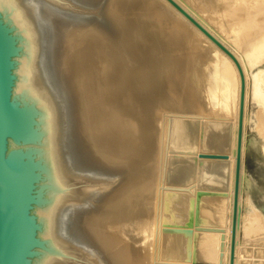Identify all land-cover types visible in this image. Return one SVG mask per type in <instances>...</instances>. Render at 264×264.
<instances>
[{"label":"bare ground","instance_id":"6f19581e","mask_svg":"<svg viewBox=\"0 0 264 264\" xmlns=\"http://www.w3.org/2000/svg\"><path fill=\"white\" fill-rule=\"evenodd\" d=\"M175 1L237 56L246 75L235 264H248L254 252L242 245L264 241V186L244 164L251 145L264 166V26L256 29L264 0ZM25 2L18 0L40 59ZM35 4L49 18L52 65L69 103L62 124L43 76L57 133L52 264H196L198 254L229 264L240 92L233 61L166 0ZM86 5L97 7L89 21L64 20L56 9ZM251 92L260 104L251 129L260 138L248 140ZM200 152L228 158L200 159Z\"/></svg>","mask_w":264,"mask_h":264},{"label":"water","instance_id":"95a60500","mask_svg":"<svg viewBox=\"0 0 264 264\" xmlns=\"http://www.w3.org/2000/svg\"><path fill=\"white\" fill-rule=\"evenodd\" d=\"M166 1L227 55L239 73L240 92L229 255V264H235L246 75L239 59L226 45L178 2ZM28 2L37 3L39 0H26L25 3ZM79 4L76 2V5ZM92 7L96 6L86 5L72 10L56 9L62 15V19L66 20V17L68 21L76 22L89 21L88 12ZM36 10L35 15L31 16L40 35V59L18 0H0V264H52L55 253L57 133L44 77L47 78V84L60 109L62 124L65 123L69 103L61 88H58L57 72L51 61L52 27L49 18L40 6L36 5ZM65 132L66 125L63 137ZM62 151L66 156L64 144ZM198 157L227 159L228 155L200 152ZM64 213L59 217L62 230L68 225L67 214Z\"/></svg>","mask_w":264,"mask_h":264},{"label":"rangeland","instance_id":"374dc122","mask_svg":"<svg viewBox=\"0 0 264 264\" xmlns=\"http://www.w3.org/2000/svg\"><path fill=\"white\" fill-rule=\"evenodd\" d=\"M26 7L29 9L30 14L35 15V12L37 11L35 3H29L28 2V3H26ZM96 9H97V7H95V8L92 7V10H91L92 12L89 11L88 15H90V17L96 16V13H93V12H96ZM262 15H264V11L261 12L260 16H262ZM211 23L214 24V22H211ZM257 24L259 25L256 28L258 31L262 26H264V21L261 17H260V21H258ZM253 29L250 28L249 30H244L243 32H241V34H240L241 39H243L246 34L253 32ZM242 46L244 47V42H242ZM52 59L53 58L51 57V61L53 62ZM262 65L264 66V64H262ZM250 87H252L251 89L253 91V80H252V82L250 80ZM248 109H249L248 112L252 118V121L250 123H248V126H247V128H248V134H247L248 140H250L256 136H257L256 138L259 139L260 136L256 133L255 130L251 129L254 126L253 122L255 120H257V116L260 114V113H258V111L260 109V104L253 98L252 92H251V94L249 96V100H248ZM256 113H258V114H256ZM201 121H205V119L201 120ZM253 133H254V135H253ZM246 153L244 155V164H245L246 171L254 177V179L258 182L259 185L264 186V166L259 162L257 152L251 147V145H248ZM244 231L245 230L243 229V234H242V230H241L240 238L241 237L244 238L243 240L241 238L242 242L243 241L247 242L248 240L246 237V233ZM260 232L263 233L264 231L260 229L259 233ZM245 238L247 241L245 240ZM258 243H260V244L259 245H253V246H252V244H251V246H250V244L249 245L247 244V246H246V244H244V246L242 245V247L244 249L249 247L251 252L252 251L254 252L251 255L249 254L250 256L248 257V260H249L248 264H264V245H262V244H264V241H259ZM192 260L196 264H208L207 260L205 259V257L202 254H198L196 257H193Z\"/></svg>","mask_w":264,"mask_h":264}]
</instances>
